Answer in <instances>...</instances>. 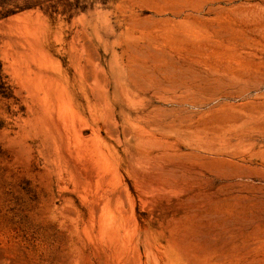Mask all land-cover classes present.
Masks as SVG:
<instances>
[{
	"label": "rangeland",
	"instance_id": "obj_1",
	"mask_svg": "<svg viewBox=\"0 0 264 264\" xmlns=\"http://www.w3.org/2000/svg\"><path fill=\"white\" fill-rule=\"evenodd\" d=\"M0 264H264V0H0Z\"/></svg>",
	"mask_w": 264,
	"mask_h": 264
}]
</instances>
